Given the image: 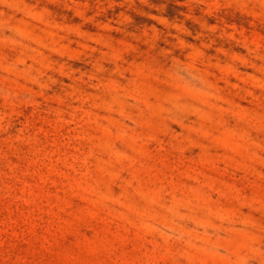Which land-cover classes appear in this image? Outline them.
<instances>
[{
	"label": "rangeland",
	"instance_id": "374dc122",
	"mask_svg": "<svg viewBox=\"0 0 264 264\" xmlns=\"http://www.w3.org/2000/svg\"><path fill=\"white\" fill-rule=\"evenodd\" d=\"M0 264H264V0H0Z\"/></svg>",
	"mask_w": 264,
	"mask_h": 264
}]
</instances>
